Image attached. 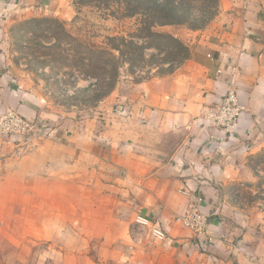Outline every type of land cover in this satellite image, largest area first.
Wrapping results in <instances>:
<instances>
[{
	"label": "crops",
	"instance_id": "obj_1",
	"mask_svg": "<svg viewBox=\"0 0 264 264\" xmlns=\"http://www.w3.org/2000/svg\"><path fill=\"white\" fill-rule=\"evenodd\" d=\"M40 1L0 0V99L6 110L15 108L28 119L37 115L12 80L5 41L12 22L43 12ZM219 5L210 28L172 35L185 50L182 60L156 66L147 78L121 87L120 120L108 123L100 142H75L67 122L47 124L49 133L37 135L46 139V149L55 150L53 157L48 152L39 157L41 170L62 168L64 161L75 169L80 154L89 151L86 146L98 144L102 155L88 158L93 173L88 177L109 176L107 190H81L79 171L72 173L70 190L50 179L53 173L39 174V187H25L24 208L16 210L24 219L10 224L12 230L22 226L23 235H0V264H264L259 166L264 164V0H220ZM231 71L245 110L235 129L225 131L205 118V111L223 99ZM57 150L70 155L57 157ZM102 164L110 168L97 174ZM52 181L54 187H45ZM85 193L86 212H101L102 219L72 221L77 231L64 237L70 224L58 215H63L62 199ZM189 194L203 197L201 208L210 216L204 235L175 220L187 210ZM102 195L106 200L97 206ZM111 201L116 205L109 207ZM52 206L55 219L48 221ZM37 208L33 219L28 214ZM155 227L165 238L153 234Z\"/></svg>",
	"mask_w": 264,
	"mask_h": 264
},
{
	"label": "rangeland",
	"instance_id": "obj_2",
	"mask_svg": "<svg viewBox=\"0 0 264 264\" xmlns=\"http://www.w3.org/2000/svg\"><path fill=\"white\" fill-rule=\"evenodd\" d=\"M177 1L187 9L179 16L187 20L186 24L155 25L160 23L158 16L161 14L154 11L152 3L140 0H41L43 12L29 15L37 17L12 22L5 41L8 59L13 66L11 77L21 91V98L26 99L37 115L31 120L43 126H59L67 122L65 125L71 131L67 129L66 132L75 142H100L101 132L108 123L115 125L120 120L121 87L136 79L147 78L156 66L159 68L169 61L182 60L185 50L181 41L172 35L179 37L191 26L210 28L215 17L219 16L220 0ZM5 105L1 98L0 117L7 109ZM14 111L26 117L15 108ZM45 140L37 135L31 139L20 135L0 138V235L12 237L13 232L23 235L22 226L12 230L10 224L24 219V213L16 210L24 208V188L29 185L39 187V174L45 177L53 173L50 179L61 181L64 188L70 190L73 188L72 181H69L72 173L79 171L77 180L81 190H107L109 179L106 178L109 176L88 177L92 173L88 158L102 155L98 144L86 146L89 151L80 154L75 169L64 161L62 168H56L54 164L41 170L39 157H46L45 152L48 156H55V150L44 147L42 142ZM56 154L66 158L70 152L59 153L57 150ZM100 166L96 167L97 174H104L105 166L110 168L109 165ZM259 166L263 171L264 164ZM94 172L96 174V170ZM45 181L42 178V182ZM55 181L45 187H54ZM262 181L261 189L264 186ZM102 196L95 201L97 206L106 200V196ZM87 202V193L76 199L64 196L61 203L63 215H58L65 224L93 220V217L101 220V212L95 216L86 212ZM115 205L111 201L109 207ZM37 210L28 215L34 219L39 215ZM49 211L46 218L54 220L55 208ZM75 231L71 224L68 225L63 229L64 237ZM83 231L84 228L80 227L79 233Z\"/></svg>",
	"mask_w": 264,
	"mask_h": 264
},
{
	"label": "built area",
	"instance_id": "obj_3",
	"mask_svg": "<svg viewBox=\"0 0 264 264\" xmlns=\"http://www.w3.org/2000/svg\"><path fill=\"white\" fill-rule=\"evenodd\" d=\"M245 107L240 103L236 85L235 72H230L227 91L220 102L214 103L205 111V118L215 126L232 131L242 115ZM46 126L39 122L26 118L14 110H6L0 117V138L8 136L46 135L49 132ZM187 210L175 217V220L182 226L191 229L196 234L204 235L209 230L210 216L203 212L201 206L203 197L199 194L192 195ZM153 234L158 238H165L164 230L155 227Z\"/></svg>",
	"mask_w": 264,
	"mask_h": 264
},
{
	"label": "trees",
	"instance_id": "obj_4",
	"mask_svg": "<svg viewBox=\"0 0 264 264\" xmlns=\"http://www.w3.org/2000/svg\"><path fill=\"white\" fill-rule=\"evenodd\" d=\"M140 2H149L152 3V8L155 12L160 13L161 16H158L160 23H155V25H172V24H186L187 20H183L180 16L181 12H187V9L184 8L177 0H165L161 2V0H153L152 2L149 0H140ZM190 28H200V26ZM176 41V39H175ZM112 90L109 91V93ZM108 93V94H109Z\"/></svg>",
	"mask_w": 264,
	"mask_h": 264
}]
</instances>
